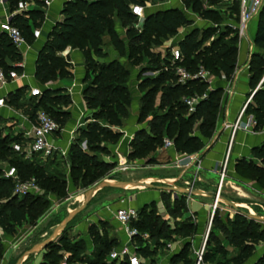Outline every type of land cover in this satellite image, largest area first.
<instances>
[{"label":"trees","instance_id":"16d2710c","mask_svg":"<svg viewBox=\"0 0 264 264\" xmlns=\"http://www.w3.org/2000/svg\"><path fill=\"white\" fill-rule=\"evenodd\" d=\"M18 1L8 0L12 10L15 9ZM155 1L162 0L68 1L61 13L63 21L54 26L38 53L34 78L43 86L58 78L70 76L67 71L69 64L59 56L68 47L78 50L83 56L86 69L85 81L91 80L89 87L84 91V100L87 108L92 110L91 119L93 121L88 123L84 130H78V140L71 145L67 159L73 164L70 167V176L83 169V166H87L89 168L87 170H91L85 169L81 175L80 182L86 186L85 188L99 183L100 179H103L99 174L108 173L115 167V164H106L98 159L97 155L108 153L105 145L115 144L120 138V135L114 133L109 127L122 126L129 115L131 105V94L128 88L130 67H134L138 60L143 58L149 59L151 63H157L160 57L152 53L151 47L160 46L163 41L174 38L181 28L189 24L182 10L178 9L156 12L145 17L140 30H136L128 24L136 20V16L131 13V6L139 5L144 9L147 4ZM181 1L188 5L192 12L198 13L203 20L212 22L233 20L236 23L238 21L239 7L237 3L227 9L228 15L223 17L212 9L222 0H205L209 4V8L204 7L202 0ZM257 17V30L253 44L259 52L253 53L249 61V84L252 90H255L257 84L264 77V5ZM29 21L33 23V28H40L43 22V13L29 11L12 19V24L20 30L27 43H31L33 40ZM116 22H119L125 29L124 39H120L115 32ZM104 36L109 38L110 45L121 58L126 57L125 63L121 64L118 60L109 63L100 62L107 57L101 48ZM237 45L236 31L229 26H226L224 31L211 26L203 30L193 29L178 43L183 58L180 65L190 73H195L202 67L214 78H224L226 81H230L237 68ZM21 60V55L11 41L5 35L0 34V69L6 75L10 71L19 73L21 68L10 65V63ZM171 78L172 76L168 73H161L155 78L145 79L139 85L140 90H145V92L140 99L138 123L141 124L149 118L151 119L147 121L146 129L140 130L134 135L130 143L128 160L148 158L150 154H154L158 148L163 146L165 138L173 141L176 152L187 155L202 152L214 138L223 90L219 88L210 90L209 86L200 80H191L185 85H166V82ZM204 88L205 90L201 92ZM160 89L162 96L160 104L156 107L155 97ZM23 91L25 88L10 95L9 104L15 108L20 106ZM195 92L197 94L205 92L207 97L197 105L192 115H187V107L182 103L180 97L184 94L193 95ZM28 101H31V111L28 115L33 122L38 110L48 113L60 128L69 119V113L61 108L71 104L70 98L64 90L45 88L39 99L30 98ZM166 106H168L167 111L158 114ZM246 114L253 117L255 130L264 129V81L260 88L254 92L251 104H248L246 108ZM196 123H199V127L198 131L194 132ZM22 142L23 139L20 136L0 137V161L15 167L18 176L23 181L34 178L41 188L42 194L28 195L23 198L14 196L13 182L2 179L0 172V196L7 200L5 203L0 202V228L9 236H15L17 230L23 225L36 224L50 204L48 199L50 195L67 194L64 193L67 192L64 191V186L68 184L67 179L60 180L50 173L48 163L36 165L33 161L24 160L22 156L12 150L13 144H22ZM82 142H85V149L81 147ZM12 155L15 157L10 158ZM252 156L260 162V166L253 164L252 161L240 159L236 162L235 169L241 171L243 167H246L248 170L258 173L259 176L255 182L264 189V143L252 150ZM155 163V157H150L148 164ZM74 180L77 181L78 178ZM171 195L162 192L161 200L166 209H169L171 217L176 218L186 212L185 196H179L170 205L168 201ZM240 210L248 213L243 209ZM156 212L157 206L154 202L143 206L137 211L138 217L136 221L132 222V227L136 228L139 233H147L155 237L161 236L164 224L160 222ZM61 220L56 224H59ZM69 224L58 239L59 244L66 242L65 234ZM262 225L248 219L242 213H234L232 218L223 219L220 211L216 208L211 218V230L205 241L201 264L210 263L215 254H225L226 250L223 249L221 240L213 235L214 230H218L225 237L223 241L237 253L226 263L215 264H244L254 255L256 247L264 242ZM99 226L104 228L103 223H99ZM176 232L182 233L181 237L183 238H190L194 237L196 227L190 220H187ZM88 234L98 241V249H93V255H90L91 259L80 256L85 250L84 243L81 241L66 246V251L70 253L69 261L73 260L76 264H108L106 261L108 254L111 249L116 248L117 242L108 240L105 234L101 236L95 226L89 227ZM143 243L141 237L133 239L141 264L142 259L148 260L154 256V252L150 251L147 246L142 247ZM210 245L215 250L205 251ZM59 246L56 242L48 246L45 249L48 252L46 251L41 264H56L52 260L55 253L51 252L53 250L57 252ZM190 247V243H185L182 250L171 257V262L196 264L195 254L193 263L186 259ZM1 255L2 245L0 243V257ZM109 264L128 263L126 261H111ZM254 264H264V255Z\"/></svg>","mask_w":264,"mask_h":264},{"label":"crops","instance_id":"0c3cea01","mask_svg":"<svg viewBox=\"0 0 264 264\" xmlns=\"http://www.w3.org/2000/svg\"><path fill=\"white\" fill-rule=\"evenodd\" d=\"M20 1V0H19ZM67 1L66 0H56L50 8L43 9L40 7L30 8V11H39L43 13V22L39 28L41 31V37L37 40H32L31 43L23 45L18 51L22 57V60L15 63H10V65L20 64L21 71L17 73L18 75H23L16 80H7L6 84L0 85V97H4L7 101V108L2 109L0 112V123L6 127L7 131L5 136L12 134L13 137L20 136L22 139L26 131L30 127V123L33 121L30 119L29 115H21L17 108L10 105L8 100L10 95L14 94L17 90L25 88L22 94L26 93V100H29V90L31 88L43 89L41 86L36 84L34 78L35 63L38 53L47 41L48 34L52 31L57 23L63 21L62 10ZM214 9H228L222 2L213 6ZM11 9V5L5 9ZM157 11V10H156ZM227 11V10H226ZM3 11L0 8V17ZM227 26L234 28L236 22L233 20L227 21ZM258 17L251 20L247 25V31L244 37L238 38V54H237V68L234 73L233 78L230 81H226L224 78H214L212 84L209 86L210 90L222 89V99L219 119L216 127V133L214 138L210 143H206V148L196 155L195 159H188L187 154L178 153L175 149H163L158 148L154 154H150L146 159L138 160H128L127 156L130 153V143L134 135L143 129L147 128V121L144 123H138V111L140 99L143 93L137 91V86L139 82H133V78L137 80V68L132 69L133 74L130 76V87L129 91L131 94V105L128 117L123 122L120 127H109L114 133L120 135V138L115 144L105 145L108 153L101 154L102 161L106 164L117 163L118 156L125 158L130 166V169L125 173H117L116 175L109 176V179L113 181H142L147 184L159 185L158 183H153L152 179L162 180L169 183H175L181 187H187V183H190L192 189L201 190L204 192H216L219 186V175L221 172L222 165L227 157L225 177L221 183L220 195L228 198L234 202L239 208H246L248 211L252 212L254 208L251 207H261L258 203H247L248 200L245 197H238L240 201H235L231 198L230 190L233 187L234 173L236 162L240 159L256 160L252 156V150L259 147L264 143V129L257 131L255 130V125H253L250 115H243L240 122V129L235 131V134L231 137V129L225 128L226 125H232L239 116V113L249 99L251 94L258 90L262 84L264 77L257 84L255 90H252L249 84V61L253 53H258L259 51L253 44V40L257 30ZM31 29H33V23L29 21ZM209 23L204 22V28L209 27ZM195 27L189 31H184L181 34L180 29L178 35L174 41L178 43L193 29H198ZM115 32L120 39L125 38V29L121 26L119 22L115 24ZM102 41L108 42V45L102 46V51L107 55L104 60L100 62L109 63L114 60H118L121 64L126 62V57L121 58L118 52L110 45V40L107 36L102 38ZM127 44V42H125ZM169 44V42H165ZM65 55L59 56L63 58L68 64L67 68L70 76L58 78L56 81L48 84L47 89L51 90H64L65 94L69 96L71 104L68 107H62V110L69 113V119L59 131L53 134L50 138L51 143L57 148L54 157L67 158V154L71 145L78 140V130H84L88 123L92 122V110H89L86 106L84 100V91L89 87L90 81H85L86 69L85 62L82 54L76 50L67 48ZM160 52L158 49L154 53ZM131 72V73H132ZM132 83V85H131ZM231 89L232 94L227 96L225 94L226 88ZM251 104V103H250ZM23 118H26L24 122ZM199 123L195 124L194 132L198 131ZM82 149L86 148L85 142L81 143ZM229 147V148H228ZM92 155V154H91ZM39 156V155H36ZM35 156V157H36ZM155 157V164H148L150 157ZM42 158L41 156H39ZM43 159V158H42ZM45 160V159H43ZM176 161L189 162L188 167H177ZM165 163V165L162 164ZM7 163L0 162V169L5 168ZM115 167L110 171L114 172ZM1 171V170H0ZM71 184L68 182V190H70ZM249 188L256 194H261L264 196V190L257 184H249ZM93 187V186H92ZM72 188V187H71ZM90 189V188H89ZM239 190L244 196L249 197L245 194L244 190L240 188H235ZM87 190H82L75 196V205L72 208H68L64 214L67 215L70 211L78 207L84 199ZM74 192H69L68 196H71ZM168 193V192H166ZM162 191L154 189H102L99 190L87 205V207L78 215L76 223L71 228V233L80 235L86 244V254L90 256L93 251V244L90 240L88 230L90 226L97 227L98 230L102 229L99 223H103L104 227H108L109 239L116 240L117 246L119 248L125 242V235L121 230L120 224L115 219V211L117 209H134L138 211L145 205L152 202L156 204L158 208L162 207L161 200ZM74 197V196H73ZM172 197V195H171ZM251 198V197H249ZM49 208L46 210L42 219L38 224L31 227L30 230H26L17 236L18 243L14 244L15 247L6 246L4 261H8L15 253L16 246H20L29 234L34 236V243H40L45 240L51 231L58 225L55 222L57 218L54 214L56 207L53 206L55 202L52 196L48 197ZM172 197V202H173ZM186 212L184 213L185 219L192 220L191 222L196 227V232L193 237V247L196 251L200 248L198 247L201 243L204 231L209 223L210 215L212 214L213 201L210 198L199 197V196H185ZM250 205V207H248ZM217 209L221 212L225 207L221 204L217 205ZM255 210V209H254ZM233 213H235L233 211ZM228 215L225 216L227 218ZM64 218V217H63ZM224 218V219H225ZM230 218V216L228 217ZM41 226L43 228L37 233H31L32 230L38 229ZM196 247V248H195ZM19 248V247H18ZM115 248V249H116ZM230 251L229 246L227 247ZM234 256L237 254L233 249ZM46 251L40 254L31 256L30 261L27 264H41L44 261V255ZM264 255V242L260 243L254 252V255L244 264H254L261 256ZM233 256V257H234ZM27 259V260H28ZM27 260L24 262L26 263ZM23 263V264H24Z\"/></svg>","mask_w":264,"mask_h":264},{"label":"rangeland","instance_id":"374dc122","mask_svg":"<svg viewBox=\"0 0 264 264\" xmlns=\"http://www.w3.org/2000/svg\"><path fill=\"white\" fill-rule=\"evenodd\" d=\"M87 1H90V0H87ZM202 1H203V5L205 8L210 7L209 4L205 2V0H202ZM170 9L182 10L185 18L189 21V24L187 26L181 28L182 29L181 34L184 33V31L185 32L189 31L190 29L195 28V27H199L198 30H203L204 22L209 23L210 24L209 26H211V27L219 28L221 31H224L225 27L227 26V23H228L227 20L222 21V22H220V21L219 22H212V21L203 20L200 18L198 13L192 12V10L189 8V6L182 3L181 0H162V1H155L153 3L147 4L144 8V17L143 18L136 17V20L134 22H130L128 24L130 26L134 27L136 30H140L142 25H143V21H144L145 17H147L151 14H154L156 12H161V11L163 12V11L170 10ZM212 9H214V8L212 7ZM214 10L219 12L220 15L223 17L224 16L226 17L228 15V13H226L227 9L222 10V9L217 8ZM125 36H126V34H125ZM174 39H176V36L174 38L166 40L167 42H169V44L165 45V43L163 41L160 46H152L151 47L152 53H154V51H156V49H158V51H160V52L154 53L160 57V60H158L157 63H155V64L151 63L149 61V59L143 58L142 60H138V63L136 65H134V67H130V75H129V79H128V88L130 87L129 80H130L131 74H133L132 69H134V68H137L136 73L138 71V73H137L138 77H137V80H135L133 78V82L137 81L136 83L139 82V85L145 79L155 78L161 73H168L170 76H172L171 80H168L166 82V85L174 86V85L179 84L178 83V77L174 72V68L172 67L171 63L169 62L170 49H171V47L177 46V43L174 41ZM107 45H108V42L102 41V46L106 47ZM200 68H202V67H200ZM211 77H213V76H211ZM36 84L41 86L43 89H45L47 86V85L43 86L40 83H38L37 81H36ZM131 85H132V83H131ZM139 85L137 86V91L139 93H144L145 90H142V89L140 90ZM179 85H181V84H179ZM207 85L210 86L209 84H207ZM204 90H205V88L202 89L201 92H203ZM204 94H205V92L202 94H197V92H195L193 95L184 94L180 98L182 99V103L185 105V103H184L185 99L191 98V97H201ZM26 96H27L26 93L22 94V97H21L22 101L20 103V106L17 107V111L21 115H27L31 111V106H30L31 101L26 100ZM161 96H162V90L160 89V91L157 92L156 97H155L156 107L160 104ZM33 101L35 102V100H33ZM34 102H32V103H34ZM167 107L168 106H166L164 108V110L159 111L158 114H162L165 111H167ZM150 119L151 118H149L147 121H149ZM2 125L3 124L0 123V137H4L6 132H8L6 127H4ZM8 135L12 136V134H8ZM162 147L163 146H161L160 148H162ZM13 157H15V156H13V155L10 156V158H13ZM97 158L102 159L101 154L97 155ZM245 160L250 161V162L252 161L253 164L260 166V162L258 160H248V159H245ZM32 161L36 165L48 163V165H50L48 167V170L50 173L55 175L60 180L67 179V181L71 184L70 190H68V184L64 186V191L65 190L67 191V192H64V193H67L66 195H53L52 196V199L55 202V204H53V206H55V207L57 206L56 210L53 214L57 217L55 219V222L60 221L63 217L66 216V214H64L65 211L68 208H70V207L72 208V206L75 205L76 194H78L82 190H87V191L89 190V188H85L86 186H83V184L80 182L81 175L84 173L85 169L87 170L89 168L87 166H83V169H81L79 172H74L72 174V176H70V167L73 164L67 158H58V157L53 156L52 158H47V162H45L46 160H43L39 156H36L33 158ZM162 164L165 165L164 162H162ZM87 171H91V170H87ZM111 175L118 176L117 173L109 171L108 173L106 172L103 174H99L100 177H103V179H100V181L109 180V176H111ZM258 176H259L258 173H255L252 170H248L246 167H243L241 171H238L235 169L234 180L232 183L233 187L240 188V189L244 190L245 194L246 195L248 194L249 197H251V198L244 196L239 190H236L235 188H232L230 190V193H231L230 195H231L232 199H234L235 201H238V202L240 201V198H238V197H245L246 199H250L247 201V203H251V204L252 203H258L261 207H251V208L255 209V210L252 209L253 210L252 212L248 211V209H246V208H240V209H243L246 212H249V213H252V214H255L258 216H264V196H262L261 194L254 193L248 186L249 184H252V183L259 185L258 183L255 182L257 180ZM76 178H78L77 181L74 180ZM259 187H260V185H259ZM261 189H263V188H261ZM13 190H14V188H13ZM69 192H74V193L71 196H68ZM43 194H44V192H43ZM6 201L7 200L5 198L0 196V202L5 203ZM168 202L170 205H172V197L170 198V200ZM162 204L163 205L161 208L157 207V212H156V214L159 215L160 222H162L164 224V231H163L162 235L155 237L151 234L141 233L142 234V240L144 242L142 247L147 246L150 251L154 252L153 258H150L148 260L142 259V264H184L183 262H179V263L171 262V257L175 254L177 255L182 250L185 243H187V242L190 243L191 247L187 253L186 259H188V261H191L193 263L194 253L196 252V249H197L196 247H195L196 249H194V247H193V244H192L193 237L183 238V237H181L182 233L176 232L181 227V225L184 224L185 221L190 220V219H185L184 214L181 216H178L176 218L171 217L169 209H166V206L164 203H162ZM223 206L225 207V209L220 212L222 218L224 219L226 215H228V217L230 216V218H232L233 214H234L233 210L226 205H223ZM248 207H250V205H248ZM48 208H49V206L44 210L43 215L37 221L36 224H38V222L42 219V217L44 216V214ZM77 219H78V217L74 218L73 222H71L69 224V228L65 234L66 242L59 244L58 240L56 241V244L60 245L59 250L57 252L55 250H53L51 252V253H55V256L52 257V260L55 261L56 264H62L63 262H66V264H68V263L76 264L75 262H73V260L69 261L70 253L68 251H66L67 245H71L74 243H80L82 241L84 243V246H85L84 248L86 250V244H85L84 239L80 235H76L75 233H73V234L71 233V228L76 223ZM210 219H211V215H210ZM190 221H192V220H190ZM36 224H34V225H36ZM34 225H29V224L23 225L20 229L17 230V234L15 236L6 235L2 231V229L0 228V243L2 245V255L0 257V264H15V261L18 259V257L24 251L28 250L29 248H31L32 246L37 244V243H34L35 242L34 236H32V234H29L28 236H26L24 242L22 244H20V246L19 245L16 246V250H14L15 253L13 254V256L8 261H4V254H5L4 248L6 246H8V244L11 247L14 244H17L18 243L17 236L26 230H30L31 227H34ZM42 228H43V226H41L38 229L34 228V230H32L31 233L35 234V233L39 232ZM262 228L264 229V224L262 225ZM210 230H211V221L209 220V223L206 227V230L204 231L201 243L198 247H201L203 244H205L204 243L206 241L205 238L206 239L208 238ZM99 233L101 234V236H103L105 234L107 239L110 240L109 239L110 234H109L107 226H105L103 229H100ZM213 235L218 237L219 240H221L223 249H225L226 251H225V254H223V255L222 254L221 255H219V254L213 255V259L208 264L226 263V261L228 259H230L234 256V252L232 253V251H231L232 249H230V251L228 250L227 243L225 241H223L225 237L218 230H214ZM90 240L94 246L93 249L97 250L98 249V246H97L98 241L97 240L95 241L92 236H90ZM114 241H116V240H114ZM114 249L115 248L111 249L109 254ZM85 250L83 253L80 254V256H84L85 259H91V256L93 255L92 252L90 254L91 256H89L85 253L86 252ZM214 250H215V248L212 245L208 246V248L205 249V251H207V252L208 251H214ZM45 251L48 252V250H45ZM109 254H108V257H109ZM30 259H32V258H30ZM30 259H28L27 262L24 264H27L30 261ZM106 261L108 264L111 262L108 260V258Z\"/></svg>","mask_w":264,"mask_h":264},{"label":"built area","instance_id":"2783aa9c","mask_svg":"<svg viewBox=\"0 0 264 264\" xmlns=\"http://www.w3.org/2000/svg\"><path fill=\"white\" fill-rule=\"evenodd\" d=\"M56 0H20L17 2V5L14 10L8 9L5 11L7 7H9L8 0H0V8L2 9L3 13L0 17V34L5 35L11 43L15 46L17 50H19L23 45H26L27 42L22 36L20 30L12 24V19L17 15H23L30 11V8H37L40 7L43 9H48ZM234 3L238 4L239 7V16L238 21L235 24V29L237 37L242 38L245 36L247 31L248 23L256 18L260 13L263 5L264 0H222V4L226 8H231ZM131 13L138 17H144V9L139 5L131 6ZM31 35L34 40H37L41 37V31L39 28L31 29ZM61 56L65 55V52L60 53ZM182 55L178 46L171 47L170 54H169V62L171 63L172 67L174 68V72L178 77V83L181 85H185L188 81L191 80H200L209 85L212 84L214 77H211L210 74L200 68L195 73H189L183 66L180 65L182 62ZM20 67L21 65H16ZM23 75H18L15 71H10L7 75L0 69V85L6 84L7 80H16ZM42 90L39 88H31L29 90V97L39 99L42 95ZM255 92V91H254ZM254 92L251 94L249 99L243 105L238 119L232 125H226L225 128L231 129V137H230V144L232 142V138L235 134V131L240 129V118L243 115H246V108L248 104L252 101V96ZM225 94L227 96L231 95V89L229 87L226 88ZM207 97L205 93L201 97H191L184 100V103L187 107V115H192L197 105L204 101ZM7 108V101L4 97H0V112L2 109ZM251 120L253 125H255L254 119L252 116ZM24 122H26V118H23ZM29 121V120H27ZM30 122V121H29ZM30 127L28 131H26L23 135V142L22 144H13L12 150L17 153L18 155L22 156L24 160L32 161L36 155L41 156L43 159L52 158L57 148L51 143L50 138L53 134L59 131L58 123L50 117L48 113L44 110H38L35 113V120L33 123L29 124ZM163 149H174L173 141L170 139L165 138L163 141ZM229 148V147H228ZM196 155H191L188 159H195ZM226 161L227 157L222 165L221 172L219 175V186L216 191L217 194H220V186L225 177V169H226ZM177 167H188L189 162L185 161H176L175 162ZM130 169V166L127 160L121 156H118L117 163L114 169V173H125ZM1 170V178L4 180H10L14 184L13 195L18 198H23L28 195H41L42 190L36 183L34 178L28 180H21L18 176V173L13 166H7ZM192 185L187 183L186 188H191ZM192 189V188H191ZM173 199L179 197V195L172 194ZM217 208V204L213 202L212 206V215ZM138 217L137 211L134 209H117L115 211V219L120 224L121 230L125 235V242L119 247L114 249L108 257L109 261H117V262H124L126 261L128 264H141L140 258L136 253V247L133 244V239L135 237H141L142 234L139 231L132 227V222L136 221ZM206 240V238H205ZM205 243V242H204ZM204 246L203 244L194 254L196 259V264H201L202 257L204 254ZM13 247H15L13 245ZM62 264H66L63 262Z\"/></svg>","mask_w":264,"mask_h":264},{"label":"water","instance_id":"95a60500","mask_svg":"<svg viewBox=\"0 0 264 264\" xmlns=\"http://www.w3.org/2000/svg\"><path fill=\"white\" fill-rule=\"evenodd\" d=\"M71 1V0H66ZM264 81V79H263ZM262 81V82H263ZM153 183H158L159 185H153V184H147L142 181H113L111 179L109 180H103L99 183L95 184L93 187H91L84 196L83 202L67 213V215L61 220V222L52 230L51 234L42 242L35 244L28 250L24 251L18 259L15 261V264H23L28 258L31 256L37 255L45 251L48 246L55 243L64 232L67 225L75 218L76 215L81 213L87 205L91 202L94 195L102 189L109 188V189H135V188H142V189H154L162 192H168L170 194H176L179 196H199V197H205L210 198L214 203L226 205L230 207L235 213H242L244 214L248 219L254 220L260 224H264V216H258L252 213H244L240 210V208L231 200L228 198L217 194L216 192H204L201 190L181 187L179 185H176L175 183H169L162 180L152 179Z\"/></svg>","mask_w":264,"mask_h":264}]
</instances>
